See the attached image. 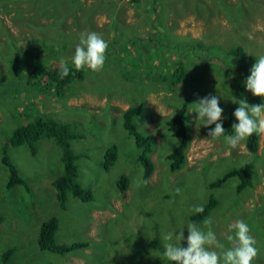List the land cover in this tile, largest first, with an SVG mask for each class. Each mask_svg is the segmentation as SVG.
<instances>
[{"label": "rangeland", "instance_id": "374dc122", "mask_svg": "<svg viewBox=\"0 0 264 264\" xmlns=\"http://www.w3.org/2000/svg\"><path fill=\"white\" fill-rule=\"evenodd\" d=\"M11 1L0 0V264L6 249L14 251L6 264H173L163 255L168 243L163 236L183 228L186 247L192 208L203 206L209 195L217 206L205 219H212V230L224 245L214 250L222 254L231 246L226 237L234 231L228 226L242 220L257 241L259 255L253 264H264V210L255 212L264 204V134L257 133V150L249 156L245 141L231 149L223 137H204L203 121L191 112L198 97L217 95L223 117L230 115L235 124L238 105L233 98L264 103L244 84L256 59L264 55V0H61L69 6L64 24L48 26L41 19L44 29L32 28L33 22L23 25L33 15V9L27 10L33 0H18V7ZM8 8L13 13L7 14ZM17 9L24 10V19L15 18ZM90 31L108 42L101 71L83 69L82 79L62 98L47 87L36 91V83L24 84L21 75L37 64L60 67L63 58L70 66L81 33ZM40 43L44 51L38 54L33 44ZM15 58L22 63L13 66ZM178 60L183 75L174 82ZM183 103L186 163L170 172L166 156L179 140L165 124ZM131 107L140 110L133 125L152 143L153 172L146 181L136 161L139 151L121 125L122 113ZM28 116L69 124L80 137L70 142L76 182L92 200L82 202L67 194L64 209L57 205L52 182L62 163L53 141L38 140L33 154L26 144L8 145L7 138ZM110 146L116 148V159L104 171L101 163ZM3 154L21 184L6 187ZM243 165L248 166L251 187L236 192L237 180L230 178L210 188L226 171ZM120 176L128 183L123 193L115 186ZM50 217L58 221L57 244L86 247L66 254L39 251L37 230Z\"/></svg>", "mask_w": 264, "mask_h": 264}, {"label": "trees", "instance_id": "16d2710c", "mask_svg": "<svg viewBox=\"0 0 264 264\" xmlns=\"http://www.w3.org/2000/svg\"><path fill=\"white\" fill-rule=\"evenodd\" d=\"M36 1V5H34ZM115 1H125V0H115ZM131 2H139V0H130ZM18 0H12L9 4L11 6L18 7ZM49 8L52 10L49 12ZM69 6L62 2L61 0H56L51 3L43 2L41 0H33V3L27 9L34 10L32 16L26 17L28 21L23 22V25L29 26L33 22L32 28L44 29V26L40 23V20H45L49 25H55L58 23L60 27L61 24H64V17L67 15V9ZM48 9V10H47ZM32 10V11H33ZM13 8H8L6 10L7 14L13 13ZM15 18H21L24 10H16ZM117 29V28H116ZM34 51L38 54H41L44 51L43 44H33ZM235 56L241 54V49L234 51ZM105 55H108V51ZM18 62L22 61L18 58H15L12 61L13 66H16ZM182 62L177 61L176 68L174 69V82L181 80L183 75V70L181 68ZM28 71L25 73V82L26 85H32L36 83V91H42L46 87L52 91V94L55 98H62L65 96L66 90L75 82L80 81L83 77V69L77 71L74 66L70 65V73L67 77L60 78V67L48 68L43 64H37L34 67L27 68ZM45 81L44 84L42 82ZM174 85V84H172ZM186 104L183 103L175 111V115L168 118L166 121L167 131L179 141L177 145L167 154L166 160L169 163L170 172H175L180 170L186 163L185 153L188 148V140L186 137V128H185V113H186ZM138 107H131L126 109L122 115L121 125L122 128L131 136L135 147L138 149V155L136 158L137 163L142 168L141 180H148L153 172V165L149 159L151 154V140L147 135H143L136 130L135 125L132 123V118L135 115L139 114ZM27 114V113H26ZM23 115V117L26 116ZM30 119L24 125L16 127L11 135L7 138V143L10 147H17L23 144L28 145L30 148L31 154L34 153V144L40 139H48L53 141L61 151V174L52 182V187L55 191V199L57 205L60 209H64V201L66 195L69 194L71 197L76 198L82 202H89L92 200L91 193L87 190L81 189L76 182L77 168L75 165L76 158L71 152L70 142L76 140L80 137L73 133L69 124L60 123L54 119H49L45 116H28ZM233 119L230 115L224 117L223 127L225 128V135H231L233 133L232 129ZM215 125H209L202 130V135L206 138L208 137L207 133L214 128ZM222 138V137H220ZM258 144V135L253 134L245 141L246 150L254 154L257 150ZM4 152V151H3ZM116 159V148L115 146H110L105 150L103 155L101 167L106 171L109 167L113 165ZM1 162L4 164L8 171V179L6 182V187L10 188L11 186L21 184V179L17 176L14 167L9 163L8 159L3 154L1 156ZM234 178L237 180L236 192H240L245 188L251 187V181L248 175V166L243 165L240 169H231L226 171L221 177L216 179L214 182L210 183V188L215 186L222 185L227 179ZM116 189L123 193L127 190V179L124 176H120L116 181ZM217 206V200L213 195H209L206 203L203 205L204 211L202 213H195L190 217V222H202L208 214ZM264 210V204L261 209H255L257 215H261V211ZM0 217V223H1ZM58 226V221L55 217H50L45 221L41 222L38 227L36 235V246L39 251L50 252L52 254H66L73 250H79L86 247L85 243H71V244H57L54 240V235L56 233ZM13 249H6L1 255V262L6 264L10 256L13 254Z\"/></svg>", "mask_w": 264, "mask_h": 264}, {"label": "clouds", "instance_id": "9594fccd", "mask_svg": "<svg viewBox=\"0 0 264 264\" xmlns=\"http://www.w3.org/2000/svg\"><path fill=\"white\" fill-rule=\"evenodd\" d=\"M107 49L108 42L100 34L91 31L81 33L79 44L71 58V65L77 71L87 68L99 72L104 67ZM59 65L60 78L63 79L71 71L69 62L61 58ZM244 84L245 90L253 96L264 98V55L256 59ZM232 102L238 105L233 112L238 123L232 125L234 134L231 135H225L224 109L219 106V96L198 97L192 103L194 110L191 112L197 113V119L202 120L205 127L215 125L207 133L208 137H223L231 149H236L253 134H264V103L250 105L243 96L239 100L233 98ZM248 155L251 156V153ZM192 211L202 213L204 208L202 205L194 206ZM203 225L204 227H201L196 222L187 225L186 247L182 246V241L185 240L183 228L166 233L163 240L168 243L164 245L163 255L173 264H253L258 257L257 241L250 234L251 230L246 222L237 220L228 226L230 232L234 231V235H227L226 239L231 246L222 254L214 250L224 248V245L217 240L212 230V219H205Z\"/></svg>", "mask_w": 264, "mask_h": 264}]
</instances>
